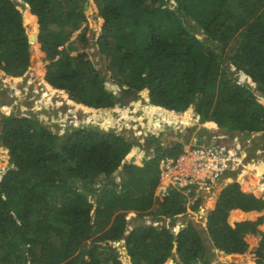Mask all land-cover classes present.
Returning <instances> with one entry per match:
<instances>
[{
	"label": "trees",
	"instance_id": "16d2710c",
	"mask_svg": "<svg viewBox=\"0 0 264 264\" xmlns=\"http://www.w3.org/2000/svg\"><path fill=\"white\" fill-rule=\"evenodd\" d=\"M24 1L39 25L33 35L39 54L49 62L46 85L72 102L114 108L145 91L152 105L183 112L194 106L199 122L230 133L264 130V98L256 93L264 94V0H95L102 17L97 43L108 54L115 45L110 69L120 95L87 52L66 45L87 23L88 0ZM30 37L21 5L0 0V70L15 77L30 72ZM1 125L9 166L0 170V264H213L218 252L249 251L254 264H264V216L236 215L264 210V193L238 182L222 189L204 229L188 221L178 232L141 224L127 233L125 210L150 207L160 157L178 155L182 143L165 148L149 135L158 155L125 161L133 146L144 145L115 129L83 126L60 134L32 113L5 115ZM160 205L158 215L170 218L188 209L177 189ZM122 240L126 257L116 245Z\"/></svg>",
	"mask_w": 264,
	"mask_h": 264
},
{
	"label": "rangeland",
	"instance_id": "374dc122",
	"mask_svg": "<svg viewBox=\"0 0 264 264\" xmlns=\"http://www.w3.org/2000/svg\"><path fill=\"white\" fill-rule=\"evenodd\" d=\"M16 1L24 10L30 36L32 34L36 35L39 25L37 20L35 24L30 21L31 12L29 4L24 0ZM26 6L28 9H26ZM86 14L87 23L82 24L79 29L74 31L70 40L66 42V45H76L79 47L80 51L87 52L88 59L92 60L96 69L106 77V86L120 95L121 89L116 83L112 82V71L110 69L113 64L111 59L115 56V45L111 47L112 54H108L100 51L97 43L101 34L102 17L100 15V8L95 0H88ZM189 19V23L194 24V20L190 17ZM86 26H88V28H86ZM83 32H86V43L82 41V38V40L79 38ZM34 44L32 45L33 62L28 74L15 77L0 70V100L2 101L0 105V129L2 127L1 122L3 116L11 115L12 113L19 117L27 116L32 113L35 117L43 120V123L52 127L55 131H66L68 125H70V120L75 121L81 118L82 120H86V123L84 125H74L73 127L101 126L103 129H115L117 132L127 136L130 139V142L133 141L135 137H139V139L143 140L140 135L144 136V134L148 132L149 134L156 136L164 147L165 145H171L173 142H184V144L187 143L186 146H188L191 144V140L195 138L198 139V142L221 143L235 148L242 145V147L245 148L244 150L247 151L248 157L251 159H246V161L247 168L252 167V172L246 169L248 170L247 173L234 174L235 176H242L244 181L234 179L231 174L224 176L217 182L218 184L216 187H219L220 190L218 188L215 189L217 195L213 199L214 191L199 192L198 187L196 186H190L185 189L186 198L192 199L188 200L189 203H192L193 200L194 202L200 200L201 203L198 208L200 213H198V210H190L185 214L178 215L174 218L158 215V209L161 208L160 203L169 195V193H161L157 186L151 197L149 203L150 207L147 206L149 207L148 209H141V211L135 209L125 210L127 211L126 219L128 221L127 233L137 225L143 224L152 226L154 221H156L159 226H167L174 231L179 230L180 225L188 221H192L198 228L204 229L207 224V216L214 208L218 199L217 196H219L222 189L228 184L238 182L241 184L242 188L255 192H257L256 189L259 186L264 187V130H257L248 133H230L229 131L222 130L218 125L214 126L213 124L199 122V118L196 116V112H194V106L190 108L192 109L191 111L187 110L185 112L170 110L160 106H153L145 97V91V93H141L140 98L137 100L130 97L124 106L118 105L114 108L104 109L88 107L83 104H74L67 98L65 91L57 88L55 92L50 93L49 96L44 84L45 78L43 77L44 68L49 62L42 60L37 45ZM232 70L235 71L233 68ZM238 77L245 78L250 82L245 74H242V76L239 75ZM256 93L264 98L263 93L259 91H256ZM34 105L39 110H32ZM152 107L160 108L165 112H162L161 110L158 112L153 111L149 114ZM188 113H191L192 116L189 117ZM141 142L145 146L146 141ZM144 146H133L125 161L139 159L137 158L138 155L143 156V158L153 155V153L150 154L151 150ZM4 149L5 148L2 147L0 143V170H4L9 166V155ZM134 149H136V151ZM157 149L158 147L156 146V151ZM156 151L155 154L158 155ZM256 165H262L263 169H261V167L258 169V166ZM121 170L122 169H119L113 177L117 182L121 179ZM253 170H255L254 173ZM252 174L255 176L251 180L252 183L251 181L247 183ZM100 179H102V177H100ZM255 179H257V181H255ZM99 186L100 184L98 187ZM188 189H191V191L189 192ZM263 192L264 190L259 189L257 194L262 195ZM93 198L95 200V197ZM141 212L143 213V216L138 215V213ZM261 215L264 216V210L255 214V216ZM237 217L239 218V216ZM246 217L244 218L242 216L243 219H246ZM123 242L125 241L118 242L116 245L119 246V249L126 257L127 252L123 247ZM254 244L255 242L253 243V248L255 246ZM231 263L254 264L252 253L250 251L244 254L235 253L229 255L219 253L213 258V264Z\"/></svg>",
	"mask_w": 264,
	"mask_h": 264
},
{
	"label": "built area",
	"instance_id": "2783aa9c",
	"mask_svg": "<svg viewBox=\"0 0 264 264\" xmlns=\"http://www.w3.org/2000/svg\"><path fill=\"white\" fill-rule=\"evenodd\" d=\"M32 110L39 109L34 105ZM69 122L71 125H79L85 120L77 119ZM244 149L242 145L235 148L221 143L195 142L177 158L160 160L161 173L158 188L166 193L171 188H181L186 185L196 186L198 189H209L228 174L233 176L247 173L246 159L250 158ZM238 177V180L240 177L244 179L242 176ZM259 189L264 190V187L259 186Z\"/></svg>",
	"mask_w": 264,
	"mask_h": 264
},
{
	"label": "clouds",
	"instance_id": "9594fccd",
	"mask_svg": "<svg viewBox=\"0 0 264 264\" xmlns=\"http://www.w3.org/2000/svg\"><path fill=\"white\" fill-rule=\"evenodd\" d=\"M68 98V97H67ZM69 99V98H68ZM71 101V100H70ZM72 102V101H71ZM74 104H78V103H75V102H73ZM153 106H155V105H153ZM160 107H162V106H160ZM167 109V108H166ZM194 110V109H193ZM189 111V110H188ZM195 112V111H194ZM196 116H198L197 114H196ZM79 119H81V118H79ZM82 120V119H81ZM208 122H213V121H208ZM208 122H204V123H208ZM86 123V120H85V122H81L79 125H84ZM213 123H215V122H213ZM74 125H68V127H67V130L66 131H68V130H71L72 128H75V127H73ZM216 126H217V124H216ZM50 127V126H49ZM81 127H83V126H81ZM79 128V127H78ZM50 129H52V127H50ZM53 130V129H52ZM54 132H57V133H59V132H62V133H60V134H64L66 131H62V130H60V131H55V130H53ZM149 135H151V134H149L148 132L147 133H145L144 134V136L143 135H140L141 136V138L143 139V140H141L140 139V141H146L145 143H146V146H147V148H149L150 150H151V153L150 154H152L153 153V155H149L148 157H146V156H144V157H146L147 159H151V158H153V157H155L156 156V154H155V151H156V145L155 144H149L148 143V137H149ZM151 136H153V135H151ZM199 143V144H202L203 142H198V139L197 138H195V139H193V140H191V144H193V143ZM177 143H182L183 144V149H182V151L178 154V155H176V156H169V155H163V156H161L160 157V160L162 159V158H177L178 156H180V155H182L185 151V149L188 147V146H190V145H188V146H186L187 145V143L186 144H184V142H173L171 145H165V148H173ZM157 152V151H156ZM160 160H159V167H160ZM256 166H259V165H256ZM248 170H250V171H252V168H250V167H248L247 168ZM254 169V168H253ZM253 172H255V170H253ZM234 179H237L238 180V176H232ZM240 180H242L241 179V177H240ZM243 181H244V179H243ZM160 182V181H159ZM160 184V183H159ZM159 184H158V186H159ZM217 184L218 183H216L214 186H212L211 188H209V189H198L199 190V192H204V191H209V192H213L216 188H218L219 189V187H216L217 186ZM190 186H192V185H186V186H183V187H181V188H171V189H177V190H179V191H181V192H183L184 194H185V189L186 188H188V187H190ZM220 190V189H219ZM188 191L190 192L191 191V189H188ZM256 191L258 192L259 190H258V188L256 189ZM161 192V191H160ZM252 192H254V193H257V192H255V191H252ZM161 193H166V192H161ZM169 193V192H168ZM186 195V194H185ZM217 198H218V196H217ZM188 200H192L191 198H188L187 199V206H188V209H187V211L186 212H188V211H190V210H192V211H196V210H198V213H200V211H199V209H194V205H195V203H196V201L194 202V200H193V202L192 203H189L188 202ZM189 203V204H188ZM199 208V207H198ZM185 212V213H186ZM184 213V214H185ZM182 215V214H181ZM202 215V214H201ZM152 226H155V227H161V226H159V224L156 222V221H154L153 222V224H152ZM180 228H181V225H180ZM180 230V229H179ZM179 230H176L177 232L179 231ZM123 241V240H122ZM125 241V240H124ZM124 243V242H123ZM218 254H219V252H218ZM217 254V255H218ZM224 254V253H223Z\"/></svg>",
	"mask_w": 264,
	"mask_h": 264
},
{
	"label": "crops",
	"instance_id": "0c3cea01",
	"mask_svg": "<svg viewBox=\"0 0 264 264\" xmlns=\"http://www.w3.org/2000/svg\"><path fill=\"white\" fill-rule=\"evenodd\" d=\"M250 168H252V167H250ZM251 172H252V171H251ZM253 173H254V172H253ZM252 177H253V178L255 177L254 174L250 175V180H248L247 183L250 182V181L252 180ZM251 183H252V181H251ZM255 214H256V213L246 214V213H242V212H237L236 215L239 216V219H243L242 216H243L244 218H245L246 216H247L246 218H249L250 216H255ZM241 215H242V216H241ZM254 245H256V242H255Z\"/></svg>",
	"mask_w": 264,
	"mask_h": 264
},
{
	"label": "bare ground",
	"instance_id": "6f19581e",
	"mask_svg": "<svg viewBox=\"0 0 264 264\" xmlns=\"http://www.w3.org/2000/svg\"><path fill=\"white\" fill-rule=\"evenodd\" d=\"M34 41H35V44L37 45V48H38V44H37L36 40H34ZM35 44H34V45H35ZM44 84H45V87H46V91L48 92V95H49L50 93H52V92H55L56 89H55V88H53V89L50 88L51 86H50L49 84H48V85H49L50 87H48V86L46 85L45 80H44ZM170 115H173V114H170ZM260 167H261V169H263V166H262V165H261V166H258V169H260ZM252 178H253V177H252ZM255 181H257V179H255Z\"/></svg>",
	"mask_w": 264,
	"mask_h": 264
},
{
	"label": "water",
	"instance_id": "95a60500",
	"mask_svg": "<svg viewBox=\"0 0 264 264\" xmlns=\"http://www.w3.org/2000/svg\"><path fill=\"white\" fill-rule=\"evenodd\" d=\"M38 30H39V27H38ZM30 38H31V44L33 45L35 42L34 40H36V36H33V34H32Z\"/></svg>",
	"mask_w": 264,
	"mask_h": 264
}]
</instances>
